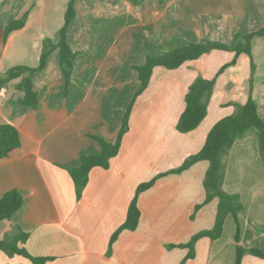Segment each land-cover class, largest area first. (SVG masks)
I'll use <instances>...</instances> for the list:
<instances>
[{
    "label": "crops",
    "instance_id": "1",
    "mask_svg": "<svg viewBox=\"0 0 264 264\" xmlns=\"http://www.w3.org/2000/svg\"><path fill=\"white\" fill-rule=\"evenodd\" d=\"M136 1H74L66 36L76 57L66 90L58 49L30 76L36 108L17 103L23 92L16 86L27 74L0 88V125L14 126L20 137V146L0 159V197L10 190L22 197L20 209L0 222V239L18 227L27 234L23 247L31 256L52 259L45 264H179L187 249L167 246L211 230L218 200L194 211L205 198L206 161L179 174L168 172L196 154L212 126L234 115L249 96L264 119V56L255 51L264 46V36L251 40L252 72L250 59L240 54L218 73L234 53L212 51L177 69L154 68L134 99L139 82L133 69L147 55L204 40L229 45L236 34L263 29L264 0ZM9 2L0 8V76L17 66L38 65L42 42L55 39L69 0ZM12 11H18L17 19L27 12V19L4 41L12 21L4 14ZM197 78L215 79L207 114L196 129L179 133L175 126L185 95ZM129 107L118 154L108 168L90 170L77 199L68 170L78 167L83 155L100 152L93 137L116 141ZM222 163V189L236 195L241 206L237 242L236 223L228 215L220 237L199 239L194 257L184 264H233L236 246L264 254V152L255 131L238 138ZM163 173L168 174L138 195L137 228L122 231L108 251L137 187ZM0 264L31 263L0 251ZM241 264H264V259L244 254Z\"/></svg>",
    "mask_w": 264,
    "mask_h": 264
},
{
    "label": "trees",
    "instance_id": "2",
    "mask_svg": "<svg viewBox=\"0 0 264 264\" xmlns=\"http://www.w3.org/2000/svg\"><path fill=\"white\" fill-rule=\"evenodd\" d=\"M74 1L75 0H69L64 15V23L56 33L55 39L52 40L46 38L43 40L38 65L36 67L17 66L9 69L3 76H0V88H3L11 80L20 78L23 74L28 75L27 77L22 78L16 86L18 90L23 92L22 99L17 101L18 104L33 109L36 108L37 94L32 89L30 76L41 72L46 64L49 54L55 49H58L59 52V66L64 78L65 90L67 89L76 57V54L71 51L68 45L66 36L67 28L75 16L73 8ZM133 1L137 2L136 0ZM26 19L27 12H25L20 18L13 20L6 25L4 29V41L10 33L21 29L25 25ZM263 36L264 28L247 35L236 34L229 45L217 41L204 40L175 48L164 54L147 55L142 65L133 66L139 82V86L134 93V99L148 86L154 68L161 67L167 70L177 69L185 62L197 60L202 55L212 51H227L234 53V58L231 62L222 66L218 73H221L227 66L233 65L240 54H244L250 59L252 72L254 69V62L251 53V40L254 37ZM214 82L215 79L206 80L203 78H197L189 87L184 99V110L179 116L175 126L179 133L193 131L205 118ZM129 114L130 107L123 117L117 139L114 143H109L101 138L93 137L100 145V152L96 155H83L80 158L79 166L68 170L77 199L80 198L81 193L87 184L90 170L96 167L102 169L108 168L111 159L118 154L122 136L128 129ZM250 130L255 131L259 150L263 153L264 119L259 116L257 105L251 96L248 97V100L243 105L237 106V111L234 115L222 118L212 126L206 135L202 148L196 154L189 156L179 167L168 172L179 174L197 162L206 161L208 163V168L203 180L205 198L201 204L195 206L194 211L196 212L213 199L218 200L215 222L211 230H204L194 234L188 242L184 244L167 246V248L187 249L188 252L186 257L179 264H184L185 261L194 257V246L199 239L208 238L213 241L219 238L222 233L225 218L228 215H230L236 223L235 241L237 242V215L241 210V206L236 195L228 194L222 189V182L224 179V165L222 159L234 142ZM19 146L20 137L18 130L12 125L1 124L0 159L6 157L12 150ZM168 173L160 174L151 181L143 183L137 187L128 206L125 221L117 228L109 240L108 251L111 249L112 244L116 241L118 235L122 231H134L137 228L140 218V211L137 206L138 195L150 188L157 178ZM21 205L22 197L17 190L5 192L0 197V222L9 219L20 209ZM26 239L27 234L22 232L18 227H15L14 231L0 239V251L9 257L17 255L26 258L31 264H45L52 260L47 257L31 256L23 247ZM244 254H250L254 257L264 259V254L257 249H243L240 246H236L233 264H241V259Z\"/></svg>",
    "mask_w": 264,
    "mask_h": 264
},
{
    "label": "rangeland",
    "instance_id": "3",
    "mask_svg": "<svg viewBox=\"0 0 264 264\" xmlns=\"http://www.w3.org/2000/svg\"><path fill=\"white\" fill-rule=\"evenodd\" d=\"M9 2V1H11V0H4L3 1V4L0 6V8L1 7H4L5 6V3L6 2ZM14 1V0H13ZM20 2H21V0H19ZM12 2H9V4H11ZM8 4V5H9ZM13 13L11 14V12L10 13H8V14H4V18H11V20L13 21V20H15V19H17V13H18V11H17V13H16V11H12ZM19 18V17H18ZM261 39V38H260ZM261 40H259V42H260ZM255 51H256V55L257 56H261V57H263L264 56V46L261 44V45H258L257 47H256V49H255ZM264 58V57H263ZM261 67V69H263L264 68V64L263 65H261L260 66Z\"/></svg>",
    "mask_w": 264,
    "mask_h": 264
}]
</instances>
